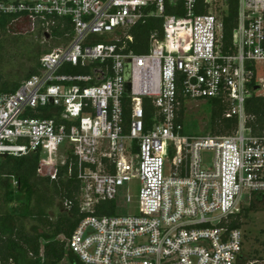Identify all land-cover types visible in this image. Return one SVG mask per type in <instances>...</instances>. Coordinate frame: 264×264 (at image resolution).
Here are the masks:
<instances>
[{
  "label": "built area",
  "instance_id": "1",
  "mask_svg": "<svg viewBox=\"0 0 264 264\" xmlns=\"http://www.w3.org/2000/svg\"><path fill=\"white\" fill-rule=\"evenodd\" d=\"M22 14L47 28L68 19L72 35L41 57L39 73L0 95V166L36 154L40 178L76 174L88 216L67 249L83 264H254L245 232L230 223L264 198V123L247 112L249 100L264 99V0H0V15ZM148 16L162 20L161 32L147 53L127 52L131 29ZM206 100L236 120L231 134H184L185 104ZM7 177L0 172V183ZM132 181L138 213L119 215L122 201L133 203L124 192ZM106 202L116 214L94 216Z\"/></svg>",
  "mask_w": 264,
  "mask_h": 264
},
{
  "label": "trees",
  "instance_id": "2",
  "mask_svg": "<svg viewBox=\"0 0 264 264\" xmlns=\"http://www.w3.org/2000/svg\"><path fill=\"white\" fill-rule=\"evenodd\" d=\"M225 18V39L230 41L235 26L236 8ZM46 22L25 14L0 15V95L14 93L22 82L39 73L41 57L49 52L42 50L39 43H34V37L42 36L58 44H67L72 35V25L68 19H52L47 28ZM35 27V28H34ZM48 30V32H47ZM162 30V20L154 17L143 18L130 33L134 43L129 44L128 51L135 54L147 53L151 35ZM27 38L20 44L21 39ZM7 44H13L29 55L32 63L31 70L19 80H5L2 73V62L5 58ZM36 47V51L30 49ZM213 105L211 113L212 135L224 136L233 132L236 120L224 117L225 109L218 101H210ZM147 121L150 120L153 109L146 101ZM247 112L255 115L260 124L264 123V99L254 97L247 103ZM129 110L125 111L128 121ZM183 121L182 115L180 113ZM39 157L36 154L23 157H3L0 172L8 177L0 183V263L1 264H61L66 258L71 264H83L79 257L67 249L65 241L71 238L79 223L88 216L80 209V183L76 174L68 176L67 168L60 170L59 180L51 182L37 175ZM11 177L18 181V186L12 185ZM55 198L61 202H72L70 210L58 207L56 221H52L49 210H53ZM263 199V197H257ZM16 203V206L12 205ZM116 214L114 202L102 203L94 216H113ZM241 215V214H240ZM233 216L231 229L242 227L241 216ZM34 220L36 224L29 223ZM246 262H251L248 256Z\"/></svg>",
  "mask_w": 264,
  "mask_h": 264
},
{
  "label": "rangeland",
  "instance_id": "3",
  "mask_svg": "<svg viewBox=\"0 0 264 264\" xmlns=\"http://www.w3.org/2000/svg\"><path fill=\"white\" fill-rule=\"evenodd\" d=\"M35 28V27H34ZM28 41L27 38L21 39L22 44ZM42 50L52 49L62 44L56 43L50 37L45 39L42 36L34 37V43H39ZM99 43H102L100 40ZM36 51V47L30 49V52ZM29 55L24 53V50L17 48L13 44H7L5 51V58L2 62V73L5 80H19L22 79L32 68ZM213 105L210 101L189 102L185 104L182 112L184 121L185 135L199 136V135H212L211 131V113ZM203 158L210 161L212 158L211 153H203ZM2 160V159H1ZM140 183L132 181L124 188V192L128 191L129 195L133 198V203L128 204L122 201L118 207L119 215L137 214L138 213V195ZM16 206V203L12 205ZM60 207L63 212L64 205L59 198H55L53 210H49V216L52 221H56V209ZM241 223L242 229L245 232V255L251 258L254 264H264V198L256 199L246 205L242 212ZM31 224H36L34 220L30 221ZM60 240L67 243L65 237L61 236ZM61 264H71L69 259L66 258Z\"/></svg>",
  "mask_w": 264,
  "mask_h": 264
},
{
  "label": "water",
  "instance_id": "4",
  "mask_svg": "<svg viewBox=\"0 0 264 264\" xmlns=\"http://www.w3.org/2000/svg\"><path fill=\"white\" fill-rule=\"evenodd\" d=\"M47 37L49 38V35L47 34ZM130 75H131V69H130V65L127 64L126 68H125V76H126V80H127V85H126V91L127 93H131V84L129 83L130 81Z\"/></svg>",
  "mask_w": 264,
  "mask_h": 264
}]
</instances>
